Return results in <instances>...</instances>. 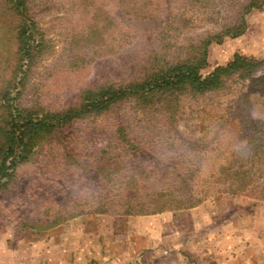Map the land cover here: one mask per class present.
Listing matches in <instances>:
<instances>
[{"label": "rangeland", "instance_id": "374dc122", "mask_svg": "<svg viewBox=\"0 0 264 264\" xmlns=\"http://www.w3.org/2000/svg\"><path fill=\"white\" fill-rule=\"evenodd\" d=\"M163 1L142 0L148 4L145 13L135 18L123 12L128 0H34L25 13L36 22L43 43L28 65L21 64L14 38L21 17L0 0V128L11 103L58 110L77 105L86 88L138 80L166 42L157 35L166 14ZM188 10V16H198ZM231 10L222 16H231ZM197 18L172 30L167 57L185 58L192 41L223 22L215 15L207 21ZM243 18L241 34L209 43L203 74L225 64L234 52L264 58V3ZM263 73L264 62L251 76ZM249 81L234 74L217 90L183 97L177 129L186 134L191 125L194 138L213 136L207 125L236 104ZM133 108L119 103L113 113L69 122L18 167L0 189V264H264V201L218 193L187 209L122 214L125 173L156 166L146 157L149 152L138 160L127 158L119 167L105 157L116 120L126 126L141 118ZM71 161L81 162L80 168ZM109 169L114 174L103 178ZM139 185L144 191L157 180ZM127 187L133 194L134 186ZM45 212L62 217L46 226Z\"/></svg>", "mask_w": 264, "mask_h": 264}, {"label": "trees", "instance_id": "16d2710c", "mask_svg": "<svg viewBox=\"0 0 264 264\" xmlns=\"http://www.w3.org/2000/svg\"><path fill=\"white\" fill-rule=\"evenodd\" d=\"M5 1L21 17L15 26L14 38L21 64L29 65L41 53L43 43L36 22L25 13L34 0ZM123 3L124 14H132L135 18L139 12L145 13L141 11L148 5L142 0ZM263 3L264 0H164L166 14L157 35L166 42L162 52L153 56V64L138 80L118 86L105 84L86 88L80 92L77 105L58 110L39 104L31 107L7 105L4 125L0 128V189L15 177L18 167L30 161L36 148L45 147L49 138H55L59 128L89 115L113 113L116 105L127 103L141 118L136 125L126 126L116 120L114 144L111 139L105 146V157L113 161L110 164L119 167L127 158L138 160L140 155L149 152L151 157H146L156 166L152 168L149 164L125 173L121 180L124 183L120 195L124 207L122 214L187 209L208 195L218 193L264 201V73L251 76L264 58L234 52L225 64L205 74L201 72L207 63L209 43L219 42L224 36L241 34L245 29L244 14L260 8ZM188 7L198 12L201 21L215 15L223 22L217 23L218 29L210 28L194 43L192 41L185 58L167 57L165 49H169L173 39L172 30L175 27L181 30L198 19V16H188ZM228 8L232 9V15L223 17ZM234 74L250 77L248 89L237 97L235 105L225 107V112L218 115L213 125H207L206 132L213 136L203 133L201 139L194 138L189 129L191 125L187 126L186 134L177 129L183 97L195 98L217 90ZM244 103L246 107L243 108ZM71 163L80 168L81 162ZM114 171L109 169L103 178H111ZM156 180L155 187L148 185L146 189L144 186V191H140V182L150 184ZM129 183L135 188L133 194L126 192ZM73 211L77 213L76 208ZM44 214L48 220L42 223L46 226L55 224L62 217Z\"/></svg>", "mask_w": 264, "mask_h": 264}]
</instances>
